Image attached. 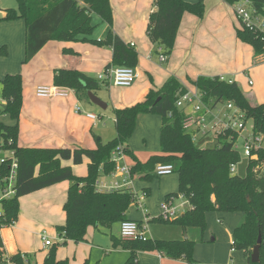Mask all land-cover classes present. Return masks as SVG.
<instances>
[{"label": "trees", "instance_id": "1", "mask_svg": "<svg viewBox=\"0 0 264 264\" xmlns=\"http://www.w3.org/2000/svg\"><path fill=\"white\" fill-rule=\"evenodd\" d=\"M234 5L241 0H222ZM256 13L264 16V0H248ZM16 9L0 10V22L23 20L25 24V57L29 62L49 41L63 43H91L98 47L110 48L112 59L104 69L137 66L138 55L133 47L122 42L111 31L112 11L109 0H16ZM154 10L150 13L147 26L149 40L170 56L177 31L184 14L197 18L204 15V3H188L183 0H153ZM97 16L108 25L109 30L103 40H89L94 31L92 16ZM236 37L250 45L255 55L264 54L262 35L240 28ZM63 54H73L64 49ZM0 53H5L3 49ZM105 82L86 76L77 70H56L53 86L73 90L96 91ZM190 86L200 94L205 106L213 109L218 104H231L243 114L244 122L251 121L254 140L264 138V103H252L235 82L220 81L219 77H198L188 80ZM187 88L175 77H170L157 91L150 90L146 97L135 105L114 111L115 138L105 144L97 143L95 149H37L18 146V120L22 108V79L20 74L6 75L0 80V97L4 101L0 115H7L15 124H0V152L6 159L0 164V172L6 175L9 164L15 159V195L1 203L0 228L12 226L18 217L19 199L28 194L48 188L61 182L72 185L63 205L65 224L55 231L62 240L50 248L42 264H69L67 259L57 260L56 251L67 242L80 244L86 242L88 228L98 232L111 230L113 225L127 221L126 213L136 205V196L130 189L113 192H98L94 189L81 190L85 180L76 178L70 167H63L61 161H71L73 165L82 164L87 159V175L91 177L95 166L101 167L102 174L110 175L114 165L110 162L112 152L120 147L131 157V176L142 180L157 178V165H170L173 174L178 176V191L166 197L182 195L190 209L172 223L181 228L196 227L204 231L205 215L209 212L225 214L241 213L242 223L232 233V244L236 251L246 255V264H264V174L259 164H264V148L259 145L247 157L244 176L230 173V166L239 161L234 148L238 134L229 130L213 139L212 145L205 149L196 147L191 134L183 129L184 110L175 106L176 100ZM142 114L157 115L161 119L159 143L160 153L151 156L146 162H139L128 148V140L133 134L136 119ZM10 153L13 157H10ZM0 157V158H1ZM159 220V219H158ZM261 244L257 249V261H252V249L258 236ZM115 248L129 251L124 264H139L138 252H160L170 260H182L185 264H199L193 258L194 243L185 241L147 240L122 241L110 237ZM3 258V245L0 241V263ZM11 264H36L33 255L17 253L9 258ZM83 264H89L85 261Z\"/></svg>", "mask_w": 264, "mask_h": 264}, {"label": "crops", "instance_id": "2", "mask_svg": "<svg viewBox=\"0 0 264 264\" xmlns=\"http://www.w3.org/2000/svg\"><path fill=\"white\" fill-rule=\"evenodd\" d=\"M183 1L197 3L199 0ZM202 1L203 17L197 18L187 13L183 15L172 52L166 57L162 48L152 43L147 36L149 15L154 10L153 0H109L112 11L111 31L122 42L135 49L138 59L137 66L133 69L139 77L130 87L119 88L111 82H105L100 84L96 91L76 93L71 90L67 98H38L35 91L38 87L53 86V74L60 69L77 70L97 79L111 62V49L87 42L49 41L29 62L24 63V21L0 22V50L5 52L0 53V80L6 75L15 74H20L22 79L18 146L93 150L98 142L105 144L116 136L115 133L110 140L103 138L106 123L110 121L107 117H112L115 126V110L129 108L141 102L150 90H159L170 77H175L187 90L193 91L195 88L189 85L188 80L194 81L198 77H223L229 83H237L249 99L258 104L264 103V54L255 55L250 45L237 39L236 31L241 26L234 15L235 4L229 5L222 0ZM5 9L14 8L0 10ZM92 25L94 31L88 39L103 40L109 30L108 25L95 15L92 16ZM64 49H70L73 54H63ZM159 55H164L166 61L161 62ZM91 96L100 100L101 108L90 102ZM3 105L4 101L0 97V109H3ZM98 109H111L112 112L100 113ZM186 112H189V109L184 110L185 114ZM88 114L94 115L96 120L88 119ZM0 121V124L4 125L15 124L7 115H0ZM160 126L161 119L157 115L142 114L137 117L133 134L128 140V148L139 162L144 163L151 156L160 153ZM138 138L142 139L141 143ZM259 144L264 148V138H260ZM88 164L87 159L80 165L61 161L63 167L71 168L76 178L85 180L80 185L83 191H98L123 180L119 174L103 175L101 167L97 166L94 167L91 177L87 178ZM124 164L130 168L134 161L126 156ZM171 181H174V185ZM129 183L128 189L136 196L137 204L142 205V209L135 205L136 211L140 210L142 216L137 218L128 215L129 209L126 213L127 221L143 224L147 219V223L151 222L149 201L144 204L145 197L151 193L150 188L137 183L136 176H132ZM71 185L67 181L61 182L19 199L16 222L12 226L0 228V241L3 245L0 264H11L7 262V258L17 253L33 255L36 264L43 263L51 247H44L41 235L45 233L53 246L60 243L55 229L65 224L66 218L62 208ZM177 191L178 176L177 181L169 178L159 179L158 200L164 201L167 196ZM154 219L158 220L159 217ZM206 220L210 226L209 231L200 243L195 244L194 260L199 264H246L245 253L234 250L232 244V233L242 223L243 215L210 212ZM104 236V232L88 228L86 242H67L65 246L57 249L56 259H67L69 264H83L85 261L89 264H124L129 251L113 246L110 238L113 234L108 235L106 239ZM208 236L209 241L206 240ZM146 237L148 240H157ZM136 260L139 264H185L182 260L167 259L156 251L138 252Z\"/></svg>", "mask_w": 264, "mask_h": 264}, {"label": "built area", "instance_id": "3", "mask_svg": "<svg viewBox=\"0 0 264 264\" xmlns=\"http://www.w3.org/2000/svg\"><path fill=\"white\" fill-rule=\"evenodd\" d=\"M234 15L239 22L240 26L249 31L257 32L262 35L264 39V16L256 13L251 7L248 0H241L234 5ZM161 62L166 61L164 55H159ZM139 75L135 69L130 67H115L103 71L98 77L97 81L112 83L115 87L126 88L130 87L138 79ZM220 81H225L223 77H219ZM252 82H249L251 85ZM71 93V90L63 87H38L35 94L38 98H67ZM175 106L182 110L189 109L186 112L183 122V129L191 134V138L194 142H199L209 134H213V139L218 137L219 134H223L224 131L229 130L238 134L245 131L244 117L241 112L235 109L231 104H227L226 109L228 111H234L231 117L226 116L225 120L216 119L209 126L207 125V115L210 114L209 107L205 106L202 102L200 94L195 90H187L185 93L179 96L176 100ZM77 112H79L77 110ZM88 119L96 120V117L92 114L86 115ZM253 127L251 126V131ZM260 139L254 140L253 137L247 139L244 144V154L246 157L250 156L251 151L256 150L259 147ZM10 157L13 154L10 153ZM126 155L120 147L116 148L112 152L110 162L114 165V170L110 174L121 175L123 180L121 182H115L109 187L99 189L98 192H113L122 189H128L130 185V168L124 164ZM5 158H0V164H4ZM17 163L15 159H12L9 164V171L6 175H2L0 172V205L3 201L9 200L15 195V172ZM236 165L230 166V173L234 174ZM173 172V168L170 165H157L155 167L156 177L170 175ZM136 206L142 209V205ZM190 209L188 201L182 195L176 197H169L160 204L159 219L164 222H170L181 217L186 210ZM1 214V213H0ZM148 220L146 219L145 222ZM147 227L141 223L132 221H124L120 223V237L126 241H142L148 240L145 231ZM44 241V247H52L53 244L47 239L45 233L41 235ZM59 242L62 240L59 238Z\"/></svg>", "mask_w": 264, "mask_h": 264}, {"label": "rangeland", "instance_id": "4", "mask_svg": "<svg viewBox=\"0 0 264 264\" xmlns=\"http://www.w3.org/2000/svg\"><path fill=\"white\" fill-rule=\"evenodd\" d=\"M16 7H17L16 0H0V9H4V8L16 9ZM252 103H254V100L252 101ZM226 106H227L226 104L225 105L218 104L215 108L210 109V114L207 115V121H206L207 125L210 126L212 124V122H214L216 119L225 120L226 116L231 117L233 115L234 111H228L226 109ZM98 111L100 113L110 112V114L112 112L111 109L104 110V111H101L100 109H98ZM107 118H109L110 121L106 123L107 127H105V129H106L104 132L105 135L103 136V138L105 140H108L112 136L113 137L115 136V126L113 124V119H112V117H107ZM0 122H2V121H0ZM251 136H252L251 122L247 121L245 123V131H243V133L239 135V137H238V139L234 145V148L236 149V151L239 154V161L236 164L237 170H236L235 175L240 176V177L244 176L246 173L247 157L244 154V144H245L247 139L251 138ZM138 141L141 143L142 139L138 138ZM212 143H213V134H209L205 138H203L202 140L197 142L196 147L199 149H205V148L209 147L210 145H212ZM0 155H6V153L0 152ZM259 165H260L259 166L260 173L262 174V172L264 173V164H259ZM135 176L137 177V183H140L142 186L150 188V191H151L149 196L145 197L146 201H144V204H145V202L149 201V204H150V206L148 207L149 208V217L152 219L151 222H148V223L144 222L143 223V225H145L147 227V230L145 231L146 236H148L151 239H157V240H163V241H176V240L177 241H185L186 240L185 236H186V238H188L187 240L194 243V246H195V244L200 243L202 238H205L203 236H206V234L209 231V227H210L208 225V220L205 221L206 227H205L204 231H201L199 228H196V227H188L186 229H183L179 225L172 223V221L164 222L162 220L154 219V218L158 217V215H159V208L158 207H159V204L163 201L162 199L158 200V196H157L158 181H159V179L162 180L164 178H169L170 180L175 179L177 181L176 174H170L168 176H161L159 178H153L152 180H142V179H139V177L137 175H135ZM172 182L174 185V181H171V184H172ZM139 193H141V191H139ZM148 198H150V199H148ZM209 213H207V214H209ZM207 214L205 215V219L207 217ZM128 215H130V216L133 215L137 218H140L142 216V213L140 210L136 211L135 206H132L130 208ZM142 220H143V218H142ZM112 229L113 230H109V231L104 232V234L106 235V236H104L105 239L110 234H113L114 236L120 237V226H119V224L113 225ZM206 240L209 241L210 236H208ZM128 256H127V258H128ZM126 259H124L123 262H125Z\"/></svg>", "mask_w": 264, "mask_h": 264}, {"label": "water", "instance_id": "5", "mask_svg": "<svg viewBox=\"0 0 264 264\" xmlns=\"http://www.w3.org/2000/svg\"><path fill=\"white\" fill-rule=\"evenodd\" d=\"M89 98H90V102L91 103L97 105L100 108L102 107L101 106V102H100L99 99H97L96 97H93V96H91ZM185 239H187L186 236H185ZM260 244H261V236L259 235L258 238H257L256 246L253 248V253H252V261L253 262H256L257 261V249H258V246Z\"/></svg>", "mask_w": 264, "mask_h": 264}]
</instances>
